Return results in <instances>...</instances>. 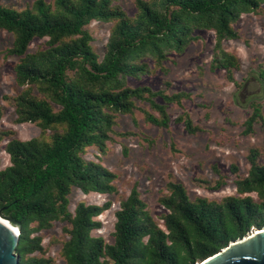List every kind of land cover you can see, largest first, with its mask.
Returning a JSON list of instances; mask_svg holds the SVG:
<instances>
[{
  "label": "trees",
  "instance_id": "1",
  "mask_svg": "<svg viewBox=\"0 0 264 264\" xmlns=\"http://www.w3.org/2000/svg\"><path fill=\"white\" fill-rule=\"evenodd\" d=\"M262 4L264 0H136L133 15L117 0H35L22 10L0 5V28L14 36L7 53L18 57L14 70L22 90L13 98L18 120L41 128L38 136L26 140L0 129V149L7 141L4 150L10 156L5 168L0 160V210L21 222L16 249L20 264H199L264 227V152L259 147L249 152L247 176L235 181L237 195L191 198L181 182L168 181L161 223L135 184L116 211L113 243L92 235L101 226L97 217L111 201H80L73 212L69 208L74 188L86 194L117 192V174L84 154L90 147L101 154L108 150L118 114L134 113L137 101L147 102L145 119L169 127L168 104H182L191 96L132 86L129 78L163 68L169 54L183 52L197 30L208 29L216 36L210 68L224 69L235 81L240 60L223 42L237 38L235 23L244 13L259 12ZM93 21L113 23L102 58L88 29ZM36 39L45 41L31 51ZM259 76L264 88V66ZM249 105L245 133L264 124V102L255 98ZM177 121L191 134L202 130L187 111ZM224 184L220 176L214 187ZM56 221L69 224L64 227L68 238L60 251L62 263L45 255L43 239L35 234Z\"/></svg>",
  "mask_w": 264,
  "mask_h": 264
},
{
  "label": "rangeland",
  "instance_id": "2",
  "mask_svg": "<svg viewBox=\"0 0 264 264\" xmlns=\"http://www.w3.org/2000/svg\"><path fill=\"white\" fill-rule=\"evenodd\" d=\"M34 1L0 0V5L22 10ZM117 2L130 15L136 12V0ZM112 26L111 22L101 21L88 25L94 37L93 48L100 58L106 51ZM235 28L238 37L223 42L225 50L236 54L240 60V68L234 71L235 81L227 78L224 69L210 68L216 36L208 29L197 30V38L183 52L169 54L163 68H157L140 79L129 78L132 86L146 84L154 90L186 91L191 96L182 104H168L169 127L148 122L143 112L149 108L148 103L137 101L138 108L134 113L118 114L115 133L108 141L105 153H99L94 147L87 149L86 159L100 161L117 174V192L113 194H86L74 188L70 195L72 212L80 201L99 205L112 202L111 207L97 217L101 226L94 229L92 235L101 236L108 243L114 242L116 211L135 184L160 223V215L165 211L161 198L167 194L166 184L170 180L181 182L191 198L203 196L221 200L227 195H237L235 181L248 174L251 148L259 147L264 152V124H257L251 133H245L244 124L252 111L249 101L257 98L264 102V88L259 76V69L264 66V4L257 13H244ZM44 41L36 39L30 50H35ZM13 42V34L0 28V129L12 130L16 137L26 140L38 136L41 128L34 122L18 120L13 100L22 90L16 82L14 70L18 57L7 53ZM150 65L154 67V62L150 61ZM236 82H242L243 87L238 89ZM184 111L190 113L202 130L194 134L185 130L184 124L177 121ZM125 132L132 134H121ZM6 142L0 149L1 168L10 164V156L4 150ZM234 165L238 167L237 172L233 170ZM220 176L224 177L225 184L215 188ZM65 226L69 224L56 221L51 228L35 233L43 239L45 255L56 258L59 263L63 262L60 255L62 243L68 238Z\"/></svg>",
  "mask_w": 264,
  "mask_h": 264
},
{
  "label": "water",
  "instance_id": "3",
  "mask_svg": "<svg viewBox=\"0 0 264 264\" xmlns=\"http://www.w3.org/2000/svg\"><path fill=\"white\" fill-rule=\"evenodd\" d=\"M20 233L21 222L0 210V264H20L16 252ZM199 264H264V227L252 229Z\"/></svg>",
  "mask_w": 264,
  "mask_h": 264
}]
</instances>
